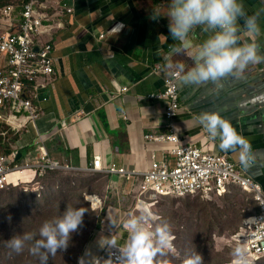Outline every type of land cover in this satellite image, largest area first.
<instances>
[{
	"label": "crops",
	"instance_id": "0c3cea01",
	"mask_svg": "<svg viewBox=\"0 0 264 264\" xmlns=\"http://www.w3.org/2000/svg\"><path fill=\"white\" fill-rule=\"evenodd\" d=\"M27 1L11 0L17 6V15L20 16ZM67 2L73 13L52 41L55 80L49 86L48 100L42 104V118L20 137L21 152L23 157L28 155L41 136L50 158L70 170L99 174V179H104V187L85 195L92 209L103 217L101 228L90 235L79 264L80 260L81 264H113L103 256L108 242L124 246L128 240V232L120 225L125 203L121 207L114 195L123 193L125 182L131 193L134 186L124 178L110 175L106 178L105 173H92L89 168L96 156L105 166L140 172L149 168L150 153L159 147L146 142L144 137L169 128L164 115L165 102L149 98L164 86L163 78L152 69L161 65L170 72L174 69L166 65L178 62L187 70L191 59L185 54H172L178 42L170 37L168 18L151 17L154 7L165 12L168 0ZM243 2L248 14L264 9L262 0ZM259 27L260 31L251 36L243 31L238 33L239 42L251 39L264 53V13L259 17ZM101 34L106 35L100 38ZM207 35L197 28L195 41L199 43ZM178 86L180 101L186 109L176 116L174 126L182 140L224 153L240 165L238 151L220 150L219 139L210 138L196 120L203 111L220 112L248 139L252 158L248 167L240 166L264 190V62L247 66L240 75L227 74L215 82L188 84L183 82L181 73ZM123 87L127 91L121 92ZM91 196L99 201L96 207L89 200Z\"/></svg>",
	"mask_w": 264,
	"mask_h": 264
},
{
	"label": "built area",
	"instance_id": "2783aa9c",
	"mask_svg": "<svg viewBox=\"0 0 264 264\" xmlns=\"http://www.w3.org/2000/svg\"><path fill=\"white\" fill-rule=\"evenodd\" d=\"M67 1L72 0H28L20 16L15 4L0 7V192L14 183L19 184L29 173L40 179L49 172L69 169L49 157L41 136L33 151L24 157L22 153L18 158L20 137L42 118V104L48 100L49 86L55 80L52 41L73 13ZM105 35L101 34L100 38ZM167 71L161 65L152 69L163 78L164 86L161 92L150 94L149 98L165 102L164 115L169 120V128L163 133L145 135L146 142L159 147L150 153L149 168L140 172L105 166L96 156L89 170L130 181L134 186L133 212L148 207V202L158 197L221 196L232 186L251 193L258 211L244 221L234 239L247 249L249 258L264 257L263 188L226 154L182 140L174 126L176 116L186 109L180 101L181 73ZM127 89L123 87L121 92ZM23 189L28 191L30 187L24 184ZM40 189V185L34 186L31 191ZM122 248L108 245L107 257L115 264H124Z\"/></svg>",
	"mask_w": 264,
	"mask_h": 264
},
{
	"label": "clouds",
	"instance_id": "9594fccd",
	"mask_svg": "<svg viewBox=\"0 0 264 264\" xmlns=\"http://www.w3.org/2000/svg\"><path fill=\"white\" fill-rule=\"evenodd\" d=\"M261 13H264V9L248 14L243 0H168L166 11L161 13L159 8L154 7L151 17L168 18L170 37L178 42L172 49V54H185L191 59V67L187 70L184 64L178 62L166 66L182 73L183 82L197 84L202 81H219L227 74L240 75L247 66L264 62V53L259 51L257 43L251 39L239 42L238 35L241 31L250 36L258 33ZM241 20L242 24L239 22ZM197 28L201 32L209 33L199 43L195 41ZM167 59L165 56V61ZM196 120L210 138L219 139L220 150H237L240 165L249 166L252 158L251 145L229 119L218 111H203L197 115ZM30 175L31 173L28 176ZM84 212L82 207L66 205L61 216L45 220L37 232L13 235L7 240V246L20 253L27 244L29 254L37 257L39 264H48L50 256L68 247L72 233L82 223ZM139 212L138 215L130 213L123 222V228L128 232V240L124 246L108 242V245L123 247L121 252L124 264H153L157 255H163L173 247L170 225L162 221L150 228L152 213L148 207ZM246 219L248 217L244 221ZM220 240H224V237L219 238ZM232 257V264H250V260L260 259L249 258L247 249L237 242L232 249ZM106 259L113 263L107 255ZM183 264H203V257L199 252H194Z\"/></svg>",
	"mask_w": 264,
	"mask_h": 264
},
{
	"label": "rangeland",
	"instance_id": "374dc122",
	"mask_svg": "<svg viewBox=\"0 0 264 264\" xmlns=\"http://www.w3.org/2000/svg\"><path fill=\"white\" fill-rule=\"evenodd\" d=\"M7 4H11V0H3L0 7ZM54 173H57V178H77V182L81 178H96L98 176H95V174L87 175L70 169L57 170ZM53 177L54 174L48 180L43 179V181L53 184ZM103 180H97L92 190L97 191L98 188L104 187ZM40 181L41 179L31 174L19 184L14 183L8 190L2 191L4 193L0 192V208L6 209L10 205L17 208L18 201L22 198L21 190H23L24 184H27L31 190L33 186H39ZM125 184L126 182L122 184L123 193L121 191L120 194L114 195V198L119 199L117 203L121 207H124L125 203V212H121L123 216L120 221L121 226L130 213L136 215L140 213L133 212L134 194L130 190L127 191L128 184ZM13 187L18 188L17 191L14 194H8ZM148 209L152 213L149 227L154 228L157 223L166 221L170 225L173 245L171 250L165 251L163 258L160 260L153 259V264H183V261L194 252H199L202 255L203 264H232V249L236 246V242L233 241L235 240L234 237L241 231L244 219L256 213L257 204L252 195L232 186L221 196L207 198L200 195L158 197L148 202ZM209 223H213L210 230L207 229ZM78 228L79 230L82 229ZM209 231L212 232V236H210ZM83 235V238H85L86 234L83 233ZM195 236H200L205 249H196ZM221 237H224V240L219 241ZM68 251L69 249L65 252ZM106 254L107 252L104 250L103 256L106 257ZM66 256L67 263L73 264L76 258L75 248H73V252ZM59 264L64 263L59 262ZM250 264H264V257L257 261L250 260Z\"/></svg>",
	"mask_w": 264,
	"mask_h": 264
},
{
	"label": "trees",
	"instance_id": "16d2710c",
	"mask_svg": "<svg viewBox=\"0 0 264 264\" xmlns=\"http://www.w3.org/2000/svg\"><path fill=\"white\" fill-rule=\"evenodd\" d=\"M52 174H54L53 184L43 181V179L48 180ZM56 175L57 173L49 172L44 178H40L41 189L38 191H19L22 193V198L18 201L17 208H14L13 205L6 209L0 208V264H39L38 258L29 254L27 244L20 253H16L7 246V240L13 235H20L23 232H37L45 220L61 216L66 205L85 209L82 223L79 226L82 229L78 228L72 233L68 247L62 251L58 250L55 255L50 256L48 264H59V262L68 264L66 255L73 252V248L76 251L73 264H79V259L90 235L93 231L100 229L102 225L103 215L101 212L93 210L85 199L86 194H91L92 184L99 180L100 175L97 174L96 178H81L79 182H77V178H57ZM109 177L106 175V178ZM17 189L13 187L8 194H14ZM94 192H98V190ZM91 198L92 196L89 200ZM212 226L213 223H209L207 229L210 230ZM209 232L212 236V232ZM83 233L86 234L85 238H83ZM194 238L196 249H205L200 236ZM68 249L69 251L65 252ZM161 258L163 255H157L154 259L160 260Z\"/></svg>",
	"mask_w": 264,
	"mask_h": 264
},
{
	"label": "bare ground",
	"instance_id": "6f19581e",
	"mask_svg": "<svg viewBox=\"0 0 264 264\" xmlns=\"http://www.w3.org/2000/svg\"><path fill=\"white\" fill-rule=\"evenodd\" d=\"M91 200H92V204L96 207V205L99 203L98 199L92 196Z\"/></svg>",
	"mask_w": 264,
	"mask_h": 264
},
{
	"label": "water",
	"instance_id": "95a60500",
	"mask_svg": "<svg viewBox=\"0 0 264 264\" xmlns=\"http://www.w3.org/2000/svg\"><path fill=\"white\" fill-rule=\"evenodd\" d=\"M22 156V153H19V156H18V158H20Z\"/></svg>",
	"mask_w": 264,
	"mask_h": 264
}]
</instances>
